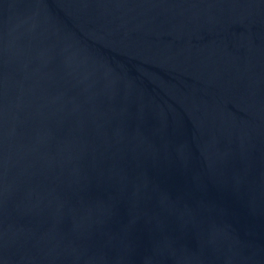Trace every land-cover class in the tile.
Instances as JSON below:
<instances>
[{
    "label": "water",
    "instance_id": "95a60500",
    "mask_svg": "<svg viewBox=\"0 0 264 264\" xmlns=\"http://www.w3.org/2000/svg\"><path fill=\"white\" fill-rule=\"evenodd\" d=\"M0 264H264V0H0Z\"/></svg>",
    "mask_w": 264,
    "mask_h": 264
}]
</instances>
